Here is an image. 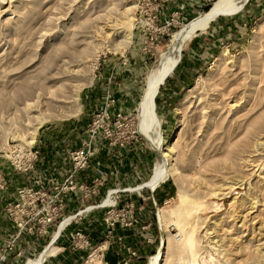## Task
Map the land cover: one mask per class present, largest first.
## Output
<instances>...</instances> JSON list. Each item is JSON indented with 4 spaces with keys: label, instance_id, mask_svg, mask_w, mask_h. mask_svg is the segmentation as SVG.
Instances as JSON below:
<instances>
[{
    "label": "rangeland",
    "instance_id": "1",
    "mask_svg": "<svg viewBox=\"0 0 264 264\" xmlns=\"http://www.w3.org/2000/svg\"><path fill=\"white\" fill-rule=\"evenodd\" d=\"M140 6L138 0H0V211L28 185L23 180H41L43 147L78 149L89 140L95 155L102 149L106 156L125 139V180L96 172L103 182L99 196L75 212L100 205L107 190H119L116 208L136 202L143 208L126 215L125 228L135 219L154 223L129 234L146 245L141 264H154L164 233L172 244L164 264H264V0H244L194 34L158 87L155 113L163 146L175 140L178 174L152 194L148 188L129 191L150 180L159 160L139 128L141 98L174 36L206 12L164 5L153 24L165 31L155 32V41ZM177 7L179 19L172 22ZM106 13L118 21L110 36L97 25ZM125 31L130 42L119 48ZM106 217L103 208L77 216L43 256L57 251L53 257L67 260L74 254L77 264H85L106 241L102 231H93L97 245L91 246L90 223L100 225Z\"/></svg>",
    "mask_w": 264,
    "mask_h": 264
},
{
    "label": "built area",
    "instance_id": "2",
    "mask_svg": "<svg viewBox=\"0 0 264 264\" xmlns=\"http://www.w3.org/2000/svg\"><path fill=\"white\" fill-rule=\"evenodd\" d=\"M211 1L201 0L200 2H202L203 6L201 8L207 7ZM138 2L141 3L140 8L143 9V15L148 16V19H145L148 30L154 33L155 41H157L158 38L155 32L161 33L165 31L164 25L162 27L163 31L160 30V27H154L153 23L154 20L158 19V13L162 11L164 5L171 3L177 6V4L184 2V0H138ZM153 12H156V14L153 15ZM180 12L179 7L173 11L171 14L172 22H175L174 19H179ZM165 24L170 25L168 22H165ZM109 103L113 104L114 100H110ZM94 126L96 127L95 123ZM95 131L96 129L93 127L91 130L92 135L95 134ZM105 133L107 137L111 136L110 131H105ZM124 141L125 139L118 140L119 149L125 147ZM94 155L95 152L91 146V142L85 140L78 149H72L68 152L70 171L63 183L47 185L43 183L42 179H38L35 183H28L27 186L17 190L15 200L4 211L6 219L12 224L13 233L0 242V264H28L29 262L34 264V261L49 246L57 244L61 234L53 241V231L58 230L61 222L67 218H70V221L64 226L62 231H65L76 217L81 216L84 212H92L98 208H103L107 214L104 222L112 229L117 224L123 227L127 226L129 223L126 224V215L142 211V206L135 203L126 205L123 208H116V203L113 200H115V196L119 190H107L105 199L102 200L100 205H91L85 208V210L77 211L69 216L65 215V195L79 191L83 203L85 200L95 199L100 194L99 188L103 183L99 181L100 177H96L90 183H78L77 181L79 173L88 168ZM158 188L149 191L152 194ZM108 199L110 203L105 204V201ZM152 202L156 209L157 204L153 197ZM156 216H158V212H156ZM129 217L131 218V216ZM76 238L83 240V244L89 246V241L85 240L84 236L76 234ZM105 245L106 242L101 244L97 249L100 251L105 250ZM51 258H53V255L45 257L40 264H46Z\"/></svg>",
    "mask_w": 264,
    "mask_h": 264
},
{
    "label": "crops",
    "instance_id": "3",
    "mask_svg": "<svg viewBox=\"0 0 264 264\" xmlns=\"http://www.w3.org/2000/svg\"><path fill=\"white\" fill-rule=\"evenodd\" d=\"M182 3H183L182 6L183 9L184 10L188 9V11H191V14L194 12L198 13L201 11V7H199L201 2L199 3V0H185ZM190 6H192L193 9L189 10ZM74 148L75 147L72 148L69 145L68 146L62 145L58 147L53 146L52 149H48L47 147H43L41 149L43 153V157H41L42 160L40 161V166L38 170L41 171V176L39 178L42 179L44 184L54 185V184L63 183V181L65 180L66 176L70 171L68 152ZM105 153H106L105 150L103 151L102 149L101 150L98 149L96 155L90 161L88 168L85 171L79 173L77 177L78 183H90L93 179L97 177L96 172L99 173L101 172V170L107 175H111V180L118 179L120 181V178H122L123 181L125 180L128 174L126 172V167L128 166V160H127L128 156L126 155L127 150L117 149L116 154H113V152L111 151V152H107L108 154L106 156ZM23 181L25 185L28 184V182H26L25 180ZM15 193L16 192H14V194L11 195V197L9 198L10 201L7 200L8 204L15 200L16 197ZM64 198L66 202L65 215L70 213L74 214L75 211L78 209V207H80V205L82 204L81 193L79 191H75L74 193H69L68 195H65ZM131 198L136 199L135 197H131ZM136 203L138 204V202ZM2 210L0 211V242L3 241L4 238H6L7 236L13 233L12 224L6 219L4 211ZM146 212H148V207H146ZM88 216H93V214ZM150 216H153L152 211L150 213ZM91 224L92 227H90ZM143 224H147V225L143 227ZM153 224L154 223H152L150 219L149 221L147 219L145 220L135 219L133 221V224L130 226V228H125L120 224H117L115 225L114 228L110 229L105 224L104 219L100 223V225L94 226V223H90L88 227H90L89 229L91 230L89 235L91 246L93 247L94 245H97V243L95 242L94 233L92 232L100 230L102 231V235H101L103 238L102 240L106 239V241H104L106 242L105 245L106 249L102 253L103 264H141L140 262V260L142 259L141 255L147 253L146 245H144L145 243L139 242V239L141 237L138 238L137 234L133 235V237H131L129 234L136 233L137 231L143 228L144 229L150 228L153 226ZM110 232L116 234L117 236L116 240L115 238L113 240L109 238L110 236L108 235V233ZM126 235H128V237ZM104 242H102L101 244H103ZM130 251L135 252L139 256L131 257V255L129 254ZM56 252L57 251H55V253ZM57 258L58 257L56 258L53 257L49 259L46 264H77L79 262V260L74 259L75 258L74 254L70 255V257L67 258V260H64L63 258L60 257L58 259ZM28 264H32V262H29Z\"/></svg>",
    "mask_w": 264,
    "mask_h": 264
},
{
    "label": "bare ground",
    "instance_id": "4",
    "mask_svg": "<svg viewBox=\"0 0 264 264\" xmlns=\"http://www.w3.org/2000/svg\"><path fill=\"white\" fill-rule=\"evenodd\" d=\"M244 0H217L213 3L210 9L201 17L191 21L189 24L184 26V28L174 36L172 47L162 56V62L159 67L154 70L147 79L145 90L141 98V102L138 109V123L139 128L143 132L144 136L150 141L154 150L158 155V163L154 168L153 174L150 180L142 185H138L129 191H139L143 188H148L154 190L158 188L159 185L164 183L169 177H174L178 174V170L174 164V138H172L169 145L165 148L163 146V140L160 134V122L155 113V98L157 95L158 87L162 85L161 83L172 74L174 67L180 53L184 47V44L197 32L203 31L206 27L215 20L218 16L231 15L237 5H240ZM136 8L135 4L126 8V13L132 9ZM128 16V13H127ZM99 28L110 36L109 31L115 30L116 23L118 22L109 14H103L98 16ZM124 21L119 25L124 28ZM92 29V28H91ZM95 31V30H93ZM122 32V31H121ZM120 32V33H121ZM98 32H95L97 34ZM94 34V35H95ZM98 36V35H97ZM86 39H92L89 35L85 37ZM85 39V40H86ZM130 42V32L125 31L120 35V42L117 44L119 48L126 47ZM220 60V59H219ZM217 62V61H216ZM214 67V66H213ZM212 67V68H213ZM28 106V105H27ZM30 108V107H28ZM248 133L249 129L246 130V143H248ZM110 200H106L105 204H109ZM70 221V219H65L61 222L58 230L53 233V241H55L61 234L64 226ZM162 228V227H161ZM172 246L170 237L167 234H163V246L160 252L153 258L154 264H164L165 258L168 256V251ZM50 247V246H49ZM48 247V248H49ZM47 248V249H48ZM54 250L51 251L53 253ZM44 252L35 260L34 264H40L45 256ZM54 255V254H52ZM43 256L40 261V257ZM50 256V255H48ZM99 250L94 251L85 264H103L99 260ZM40 261V262H39Z\"/></svg>",
    "mask_w": 264,
    "mask_h": 264
},
{
    "label": "trees",
    "instance_id": "5",
    "mask_svg": "<svg viewBox=\"0 0 264 264\" xmlns=\"http://www.w3.org/2000/svg\"><path fill=\"white\" fill-rule=\"evenodd\" d=\"M211 5H208L207 7H204L203 9L205 10L204 12H207L209 10ZM168 81V79H166V82Z\"/></svg>",
    "mask_w": 264,
    "mask_h": 264
}]
</instances>
